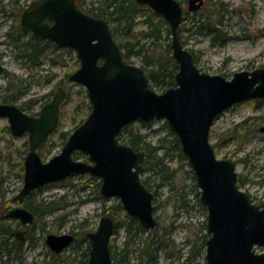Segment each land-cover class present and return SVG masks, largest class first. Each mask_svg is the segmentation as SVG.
I'll list each match as a JSON object with an SVG mask.
<instances>
[{
  "label": "water",
  "instance_id": "water-1",
  "mask_svg": "<svg viewBox=\"0 0 264 264\" xmlns=\"http://www.w3.org/2000/svg\"><path fill=\"white\" fill-rule=\"evenodd\" d=\"M135 1L167 21L171 32V53L178 70L175 85L161 93L150 86L143 67L124 59L108 22L85 13L75 0H32L21 12L20 27L31 30L35 38L75 50L79 66L68 79L86 89L91 111L70 132L60 152L44 162L37 148L58 126L66 90L58 86L49 102L33 116L16 104L0 102V117H7L11 134L29 135L24 182L15 199L22 202L48 182L88 173L101 179L100 196L118 197L126 213L143 228H155L154 193L141 181L146 152L119 142L118 136L131 122L164 119L180 141L200 191L199 202L208 213L206 229L210 236L205 242V264H264V250L256 251V247H264V202H254L239 189L236 161L216 157L209 137L212 123L226 108L264 98V67L235 71L231 78L201 71L193 52L181 41V2ZM203 2L188 0L187 9L198 11ZM77 150L87 155L88 162L73 158ZM8 215L23 224L34 222L33 212L23 206L10 209ZM114 225V218L103 214L97 229L87 232L91 246L85 264L112 263L109 242ZM72 238L71 233H49L45 241L52 251L60 253ZM176 264L190 262L180 260Z\"/></svg>",
  "mask_w": 264,
  "mask_h": 264
},
{
  "label": "rangeland",
  "instance_id": "rangeland-1",
  "mask_svg": "<svg viewBox=\"0 0 264 264\" xmlns=\"http://www.w3.org/2000/svg\"><path fill=\"white\" fill-rule=\"evenodd\" d=\"M16 1H19V4L23 6L31 0H14V2ZM91 1L82 0L81 9L84 12L88 9V3ZM179 1L186 10L188 0ZM8 2L10 0H0L1 5H6ZM185 13L181 23L183 27L181 38L186 47L198 56L195 62L201 70L231 78L235 71L264 66V0H204L199 11L187 10ZM200 15L212 17L209 23L211 24L210 29L214 30L210 31L207 30V26L199 25ZM0 17L3 18L0 25V38L4 41L0 45L4 65V70L0 73V96L6 95L4 86L11 83V88L15 89V83L22 80L23 83L18 90L8 98L16 99L19 91L22 90L24 93L17 98L18 102L24 101L31 105L33 101L34 103L28 110L35 113L42 108L44 103L49 102L57 85H63L67 90L66 99L60 109L59 125L38 149L43 161L46 162L60 152L66 141L61 138L60 132L70 135V132L81 124L90 112L87 105L85 107L86 102H89L86 97V89L78 83L71 82L66 76L67 72L69 75L77 69L79 60L75 50L58 48L51 42L50 45H46L41 58L43 61L39 65L33 64L31 68L27 65L24 66L16 58L17 49L5 36L11 24L14 23L17 27L16 21L1 14ZM221 20L222 22H220ZM167 41H170V35ZM51 58L57 61L56 64L49 61ZM130 62L140 65L142 60L138 56L130 58ZM50 77L51 81L49 82L47 79ZM31 80L33 83L30 86ZM11 81L14 83L12 84ZM155 90L159 93L163 91L157 88ZM260 100L249 99L227 108L212 123L209 135L210 141L213 144L217 143L215 151L217 157H231L237 162V172L247 179L240 189L245 190L256 203L264 202V133L259 131V127L264 126V101ZM163 122V120L153 121L148 126H141L140 130L149 134L148 139L151 140V143L157 144L158 139L166 131L164 129L154 130L159 129ZM241 125L249 126L246 134L250 135L248 141H245L243 131L246 130ZM234 132L235 135H233ZM26 140H28V136L25 134L23 136L11 135L7 118L0 117V203L2 204L14 197L23 184V161L29 146ZM79 158L87 159L81 153L75 156V159ZM168 164L170 169H176L173 180L175 188L171 189L168 183L155 188L156 196L153 204L156 205L155 215L158 216L156 230L157 234L165 233V238L168 237L177 248L185 247L183 251L186 253L190 247V245H184L187 241H194L200 233L207 234L206 218L208 213L199 202L200 191L196 186V181L192 178L193 172L190 170L187 160H181L174 153ZM149 174L144 171L141 174V179ZM151 178L154 180V175ZM70 183L74 185H70ZM99 189L100 180L87 174L70 176L68 179L37 188L29 197L34 202L42 200L45 202L50 200L65 201L68 205L40 219L35 217L33 228L30 230L31 238L23 243L20 252H18V260L14 259L12 264H85L88 256L82 257L81 252L86 243L80 248L77 242H74L63 249L60 254L54 256L50 252L45 237L49 233L59 235L70 234L71 231L77 233L81 229H84L85 232L96 230L100 216L107 212L110 213L112 210L114 212L112 215L120 221L121 225L111 237V243L116 248H121L124 241L130 236L126 227V224L130 223L128 222L130 216L126 214L124 208H109L118 204L116 197H111L104 202L96 199ZM180 193L186 195L185 199H188L189 204L193 207H189L186 211L182 210L179 206ZM82 198L85 201H82ZM60 215L64 216L63 219H58ZM134 224L139 223L134 220ZM145 235L142 234L140 237L144 239ZM149 237L151 239L153 236L149 234ZM164 244V241L155 243V246L158 247L156 264H175L179 260L186 259L184 252L178 259L173 256L167 257L166 252L168 253L172 248L168 245L164 246ZM135 245L136 243L128 246L130 249H134ZM139 246L141 247L142 243ZM258 250H264V248H258ZM135 254L136 252L133 253L134 259ZM3 256L6 257L1 253L0 260L4 259ZM194 263L205 264L204 250Z\"/></svg>",
  "mask_w": 264,
  "mask_h": 264
},
{
  "label": "trees",
  "instance_id": "trees-1",
  "mask_svg": "<svg viewBox=\"0 0 264 264\" xmlns=\"http://www.w3.org/2000/svg\"><path fill=\"white\" fill-rule=\"evenodd\" d=\"M82 3V0H78L80 7L82 6ZM88 5V9L86 10L88 14L103 18L108 22V24H110L111 32L122 50L124 59L130 61V58L132 57H141L142 63L140 65L144 68L146 75L150 79V86L159 90H165L175 84V73L178 69V64L175 62L171 53V42L167 41L170 32L166 21L151 11L149 7L140 5L134 0H92L88 3ZM219 9L221 10V8ZM185 12H187V10H185ZM185 12L184 15L186 14ZM205 16L206 17L200 15L198 18L199 25L207 26V30H214L210 29L211 24L209 23V20H211L212 17L207 15ZM220 22H222V20ZM182 29L183 27L180 26L181 32ZM182 42H184V40H182ZM49 43L50 42L48 40L44 42V40L34 38L33 59L36 65H39L43 61L41 58L44 54L46 45ZM194 56L195 61H197L198 56L195 53ZM49 61L53 62V64H56L57 62L54 58H51ZM67 74L68 72L66 73V76ZM47 80L50 82L51 77ZM13 83L14 82H12V84ZM22 83V80L15 83V89H12L11 86L9 88L5 87L4 90H6V95L3 98V101H13H10L8 96L15 93ZM86 105L90 109L88 101L86 102L85 107ZM76 107L78 108L79 106L77 105ZM146 125L148 126L149 124L131 122L129 125L122 128L119 140L132 146L135 150H144L146 152V156L142 162L144 164V171H147L150 174L143 179V182L146 183L148 187L153 188V191H156L155 188L159 185L168 183L171 186V189H174L175 185L173 180L175 178L176 169H170L168 164L170 157L176 153L181 160H187L180 148V141L174 133L172 134L170 132L167 123L164 121L161 127L159 129H155L154 131L164 129L166 133L158 139L159 141L157 144L151 143V140L148 139L149 134L140 130L141 126ZM241 127L243 126L241 125ZM248 127L244 126L243 129L246 131L242 130L244 132L243 136L245 141H248L250 137L249 134L248 136L246 135L249 129ZM67 135L68 133L66 132H60V136L63 140L66 139ZM233 135H235V132ZM216 145L217 143L213 144L214 148H216ZM77 154L78 152L75 155ZM153 175L155 177L154 180L151 178ZM192 178L195 180L194 174ZM239 179V186L244 184L247 180L242 176H240ZM70 185L74 184L70 183ZM185 196V194L180 193L179 197L181 202L179 206L182 210L186 211L189 207L193 206L189 204V200H186ZM95 198L101 199L98 194ZM28 199L29 200L22 205L32 210L35 217H37L36 219H40L45 215L53 213L68 205L65 201L57 202L50 200L45 202L42 200L36 203L30 198ZM82 201L85 200L82 198ZM113 206L122 209L120 204ZM63 217V215H60L58 219H63ZM133 223L134 220H132V223L130 222L129 224H126L127 232L130 233V236L124 241L121 248H116L115 245L110 242L109 249L111 251L112 264H156L158 260L156 251L158 247L155 246V243L162 241L165 242L164 246L168 245L172 248L168 251V253L166 252L167 257L173 256L178 259L183 252L185 253V251H183V248L185 247L182 246L177 248V246H175L168 237L165 238V233L157 234L156 228L147 230L139 224L133 225ZM120 225L121 223L118 222L116 227L119 228ZM3 229L6 234V229ZM142 234H146L144 239L140 237ZM149 234L153 236L151 239H149ZM75 237L78 247L82 248L86 243V246L82 250L81 254L82 257H87L90 251V241L87 239L84 229L75 233ZM207 237L208 234L200 233L194 241H187L186 244H184L187 246L190 245L189 249L185 253L187 261L196 264L194 262L203 252ZM135 243L136 247L134 249H130L128 245ZM140 243H142L141 247L139 246ZM9 252L10 251L8 250V253ZM135 252L136 254L134 259L133 253ZM52 255L55 256V254Z\"/></svg>",
  "mask_w": 264,
  "mask_h": 264
},
{
  "label": "flooded vegetation",
  "instance_id": "flooded-vegetation-1",
  "mask_svg": "<svg viewBox=\"0 0 264 264\" xmlns=\"http://www.w3.org/2000/svg\"><path fill=\"white\" fill-rule=\"evenodd\" d=\"M75 1H76V4H78V0H75ZM13 2H14V0H10V2L6 3V5H1L0 4V14L5 16V17L8 16L10 18H13V20L16 21V25H17V27H16L14 23L11 24L10 25V29L8 30L7 33H5V36H6V39H8L13 44L14 48L17 49L16 58L18 60H20V63L23 64L24 66L27 65V66H29V68H31V65L35 64V61L33 59V50H34L33 49V40H34V36H33V33H32L31 30H24L19 25V19H20L19 16H20L21 12L27 7L26 5H28L29 2L27 4H25V5H23V6H21L19 4V1H16L14 3ZM78 6L80 7L79 4H78ZM2 19L3 18L0 17V25L2 24L1 22H3ZM46 41L47 40H44V42H46ZM3 42H4L3 39L0 38V45ZM49 42L50 43L48 45H50L51 42H52L55 45V47L68 48L66 46L60 47V46L56 45L53 41H49ZM2 57H3V53L0 51V62H1V65H2V69L0 70V73L3 72V70H4L3 58ZM67 77H68V75H67ZM23 80L25 81V79H23ZM27 81H29V79H27ZM31 83H33L32 80L29 82L30 86H31ZM9 84L10 85H6L4 87L9 88L11 86V83H9ZM58 86H62L63 87V85H57V87ZM4 91H6V90H4ZM19 92L20 93L17 95L18 97H16V99L12 98V97L9 98L10 101L11 100H14V101H11V102L3 101V98L5 96L4 97L0 96V102L9 103V104H11V103L16 104L24 112H26V111L29 112L28 113L29 115H31V116L38 115L37 112H35V113L33 112L32 113L31 111L28 110V108L31 107L32 104L34 103L33 101H32L31 105L28 104L27 102H24V101L22 103L18 102L17 98H19L21 96V94L24 93L22 90L19 91ZM32 100H34V99H32ZM260 101H264V99H261ZM245 127H247V126H245ZM259 131L264 133V126H260L259 127ZM24 134L27 135V133H24ZM26 143L28 144V140H26ZM28 148H29V146H28ZM142 182H143V179H142ZM145 185L148 187V185L146 183H145ZM148 189L152 193H154V198H155L156 191H153V189L150 188V187H148ZM15 196H16V194H15ZM15 196L10 198V199H8V201H4L3 204L0 203V257H1V253L6 255L5 258L3 256V258H4L3 260H0V264H12L14 259L17 261L18 260L17 258L19 256L18 252H20L19 250L21 249L23 243L27 242L28 239L31 238V234H32L30 230L33 228V226H32L33 223L25 225V224L21 223L17 217L14 218V217H11V216L8 215V212L10 211V209L15 208L16 206H20L19 205V201H18V199H15ZM30 196L31 195L26 196V198H24V200L22 202H20V203L25 204L29 200L28 198ZM100 197H101L100 201L102 200L103 202L105 200H107V199H110V198H105L103 196H100ZM116 198L118 199V205L120 204L122 206V204L120 202V199L118 197H116ZM154 198H153L152 204L154 202ZM4 200H7V199H4ZM22 206L25 207L24 205H22ZM112 207H115V206L112 205L109 208L112 209ZM25 208H27V207H25ZM123 208H124V206H122V209ZM155 208H156V205H154V215H155ZM113 213H114L113 210L110 213L107 212L108 215H110L111 217L114 218V222H115V225H114L115 229L113 231V234H114V232L117 230V227H116L117 223L120 222V221H118L117 218L114 217V215H112ZM156 217H157V220H158V216H156ZM34 219H35V214H34ZM131 219L132 220H136V219H133L130 216V219H129L128 222L132 223ZM157 225H158V222H157ZM3 228L6 229V232H7L6 234H5ZM96 229H97V227H96ZM146 229L150 230L148 228H146ZM152 229H154V228H152ZM20 232H21V234H20ZM71 232H72L71 234L73 235L72 241H71V243L68 246L64 247L63 249L69 247L72 243L76 242L75 233L73 231H71ZM86 234H87V232H86ZM88 240L90 241V246H91V240L90 239H88ZM8 250L10 251L9 253H8ZM62 250L60 252H62ZM50 252L52 254H60V253H56V252L52 251L51 249H50ZM89 253H90V251H89ZM88 257H89V254H88ZM88 257H87V259H88Z\"/></svg>",
  "mask_w": 264,
  "mask_h": 264
}]
</instances>
